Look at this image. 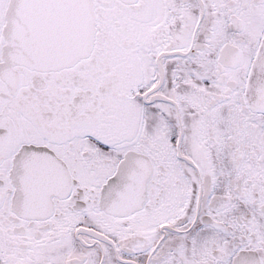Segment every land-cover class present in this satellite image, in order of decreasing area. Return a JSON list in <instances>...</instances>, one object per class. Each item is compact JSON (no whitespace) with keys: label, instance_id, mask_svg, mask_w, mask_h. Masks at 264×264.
<instances>
[{"label":"snow or ice","instance_id":"obj_1","mask_svg":"<svg viewBox=\"0 0 264 264\" xmlns=\"http://www.w3.org/2000/svg\"><path fill=\"white\" fill-rule=\"evenodd\" d=\"M0 264H264V0H0Z\"/></svg>","mask_w":264,"mask_h":264}]
</instances>
